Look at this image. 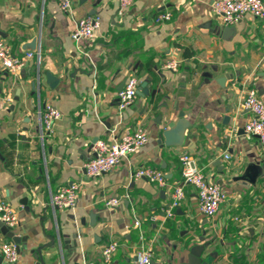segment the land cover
Listing matches in <instances>:
<instances>
[{"label": "crops", "instance_id": "0c3cea01", "mask_svg": "<svg viewBox=\"0 0 264 264\" xmlns=\"http://www.w3.org/2000/svg\"><path fill=\"white\" fill-rule=\"evenodd\" d=\"M216 1L134 0L119 15L116 0H73L71 14L57 0H0V39L19 56L41 51L17 74L0 64V200L17 214L16 264L39 255L46 264H136L142 245L152 264H189L196 244L210 264H264V144L245 134L253 113L243 107L248 89L264 100V19L226 25ZM167 11L171 18L158 22ZM94 15V38L74 41L76 21ZM171 59L177 70L164 68ZM47 72L58 80L53 88ZM132 74L148 95L122 110L118 92ZM45 104L62 116L42 136ZM139 125L149 133L145 146L112 171L86 174L97 141L113 143ZM176 125L180 140L166 146L163 132ZM184 154L226 191L215 216L201 213L197 188L184 182ZM140 167L161 169L167 184L135 177ZM71 183L80 185L76 208H53L51 194ZM177 185L185 198L168 217ZM117 196L118 207L106 206ZM8 241L0 229V264H12L1 250ZM111 241L119 247L107 261Z\"/></svg>", "mask_w": 264, "mask_h": 264}, {"label": "built area", "instance_id": "2783aa9c", "mask_svg": "<svg viewBox=\"0 0 264 264\" xmlns=\"http://www.w3.org/2000/svg\"><path fill=\"white\" fill-rule=\"evenodd\" d=\"M61 10L67 14L73 11V0H57ZM134 0H116L118 3V14L123 15ZM214 13L222 18L226 25H234L242 20L245 15H251L257 19H264V0H217L213 5ZM172 16L170 11L160 13L156 20L158 22L168 21ZM76 28L71 34L74 41L80 39H92L95 30L100 26V17L97 15L86 16L76 21ZM40 60L41 51H27L19 56L14 53L13 47L0 39V64L8 71L17 74L24 68L31 58ZM179 62L175 59L169 60L164 65L166 69L177 70ZM140 80L138 76L132 74L127 80L125 86L118 92L119 108L124 110L132 106L137 100ZM244 98L243 107L253 113V117L245 124V134L248 137L255 136L264 144V100L259 96L255 89H248ZM40 118V134L45 136L46 132H51L56 121L60 119L61 112L52 104L40 105L37 110ZM149 133L143 125L136 127L134 132L124 133L113 143H107L103 140L94 144L92 151L94 154L86 162L85 170L89 177H98L105 172L112 171L117 164L130 154H134L145 146L149 141ZM230 154L226 155V159ZM182 175L185 183L192 184L197 188V200L202 214L207 217L215 216L223 202L226 201L227 193L221 185L208 180L205 174L197 167L196 160L190 154H184L180 157ZM137 178H145L151 183L164 187L167 184V178L161 169L151 167H140L134 174ZM80 185L71 183L62 186L58 192L51 194V206L56 209H75L78 203V192ZM128 195H126L127 197ZM185 198V189L182 185H177L173 193L171 202L164 208L168 217H172L176 209L181 206ZM122 198L111 197L106 200L108 207L116 208L121 203ZM0 221L6 227L15 228L18 223L17 214L12 205L7 201L0 200ZM135 224L140 226V220ZM141 239L144 236L141 235ZM119 243L111 241L103 249V257L110 260L117 251ZM3 258L7 263H15L19 258L18 247L13 241L1 244ZM136 264H152L151 249L142 245L138 250Z\"/></svg>", "mask_w": 264, "mask_h": 264}, {"label": "water", "instance_id": "95a60500", "mask_svg": "<svg viewBox=\"0 0 264 264\" xmlns=\"http://www.w3.org/2000/svg\"><path fill=\"white\" fill-rule=\"evenodd\" d=\"M229 28L226 27V29ZM27 47L29 49H36L37 48V42L36 40H33L31 43H29L27 45ZM46 78H48L47 82L50 84V86L53 88L56 83H57V78H55L51 73L47 72L46 74ZM41 74L38 75V80L35 81V83H33V87L34 89L36 88V86L40 85L41 82ZM147 86V82H143L141 85H139V89H138V94L140 95H148V89L146 88ZM181 129L180 125H176L173 129L171 130H164L163 132V136L162 138L165 141V145L171 147L172 144L177 143L180 139L179 137H177V132H179ZM236 179H242L241 177H237ZM0 229L2 230L3 234L6 235L7 237L12 238V240L15 242L16 246L18 247V251L20 250V243H21V238L17 237L15 235V232L9 228L6 227L3 222L0 221ZM201 240H204L203 237H201ZM204 251V246L203 245H193V247L190 249V255L188 256L189 259V264H210V260H202L201 256L202 253ZM39 259V261L36 264H46L43 261V257L39 255V257L37 258ZM12 264H16V263H12Z\"/></svg>", "mask_w": 264, "mask_h": 264}]
</instances>
